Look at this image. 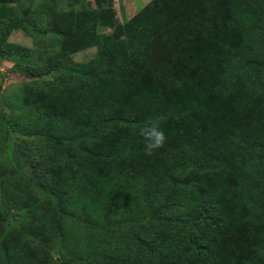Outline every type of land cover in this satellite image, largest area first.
Segmentation results:
<instances>
[{"label":"trees","instance_id":"1","mask_svg":"<svg viewBox=\"0 0 264 264\" xmlns=\"http://www.w3.org/2000/svg\"><path fill=\"white\" fill-rule=\"evenodd\" d=\"M21 1L0 0V16ZM93 2L58 13L80 33L64 34L65 42L97 45L98 53L69 67L82 76L76 86L70 80L49 89L47 107L79 97L75 107L86 119L55 132L76 148L67 152L69 201L44 216L55 233L57 264L91 255L108 257L107 264H264V52L212 44L226 5L264 8V0H150L123 23L111 0ZM98 14L115 41L81 31ZM174 20L187 25L186 33L173 29L168 38ZM160 116L166 142L149 156L139 130ZM146 214L151 219L141 220ZM122 226L126 232L113 233ZM60 243L74 244V255ZM1 252L2 264H40L35 257L24 263L28 251Z\"/></svg>","mask_w":264,"mask_h":264},{"label":"rangeland","instance_id":"2","mask_svg":"<svg viewBox=\"0 0 264 264\" xmlns=\"http://www.w3.org/2000/svg\"><path fill=\"white\" fill-rule=\"evenodd\" d=\"M76 1L80 0L5 3L6 12L1 15L3 17L0 16V264L3 261L1 249L9 246L15 254L22 251L31 253L23 258L24 263L33 257L40 264H57L61 260L54 242L55 233L50 231L53 227L46 229L44 216L56 209V205H65L69 201L68 185L72 179L65 173L67 152L75 151L76 148L73 143L61 144L55 132L66 122L72 127L77 123L83 124L86 119L75 107L79 97L74 99L72 105L69 102L60 109H56L60 103L47 107L50 104L49 89L54 91L55 87L63 86L70 80L75 81L76 86L82 81V76L69 67L87 64L98 53L97 45L81 46L65 42L64 34L80 33L73 31L74 24H66L63 15L58 13L71 11ZM111 1L116 21L123 23L150 0ZM79 7L80 4H76V8ZM260 9L264 11V8L255 7L249 2L240 7L226 5L213 46L219 48L223 43H232L241 45L247 52L253 48L264 52V30L254 32L249 28L247 31L244 26L234 22L240 19L246 24L256 22L264 26V17L259 15ZM257 17H261V21ZM97 19H101L99 14L95 20L81 27V31L86 34L92 32L101 39L107 37L110 42L115 41L113 27L101 26ZM151 21L152 17L146 18L147 24L152 25ZM178 22L172 21L169 32L165 31L168 38L173 29L180 34L186 33L187 25H179ZM53 24L59 32L51 28ZM9 44H16L26 50L9 54ZM66 44L67 49L64 51L63 46ZM57 62L59 67L53 66ZM197 69L202 67L197 65ZM10 117L16 119L13 124L7 123ZM47 118L52 119L48 127H33L35 120L45 123ZM151 217L146 214L141 220L148 221ZM127 229V226L116 227L113 233H124ZM60 245L70 255H74V244ZM107 261L110 260L106 256L91 255L73 257L70 264H107Z\"/></svg>","mask_w":264,"mask_h":264},{"label":"clouds","instance_id":"3","mask_svg":"<svg viewBox=\"0 0 264 264\" xmlns=\"http://www.w3.org/2000/svg\"><path fill=\"white\" fill-rule=\"evenodd\" d=\"M165 117L160 116L155 119H149L139 130V135L144 141V150L146 155H152L154 151L162 148L166 142V137L160 127L161 121Z\"/></svg>","mask_w":264,"mask_h":264},{"label":"crops","instance_id":"4","mask_svg":"<svg viewBox=\"0 0 264 264\" xmlns=\"http://www.w3.org/2000/svg\"><path fill=\"white\" fill-rule=\"evenodd\" d=\"M85 5H86V7L88 8V9H90V8H94L95 6H94V2H93V0H85ZM120 22V21H119ZM123 22V21H122Z\"/></svg>","mask_w":264,"mask_h":264}]
</instances>
